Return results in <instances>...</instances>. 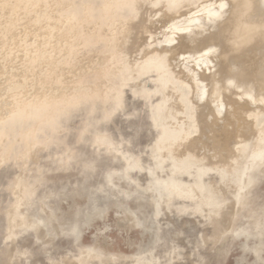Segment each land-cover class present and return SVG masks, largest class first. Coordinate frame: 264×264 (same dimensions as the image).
Listing matches in <instances>:
<instances>
[{"label":"rangeland","instance_id":"374dc122","mask_svg":"<svg viewBox=\"0 0 264 264\" xmlns=\"http://www.w3.org/2000/svg\"><path fill=\"white\" fill-rule=\"evenodd\" d=\"M153 1L0 0V264H264V18L228 44L209 22L235 0ZM231 99L261 117L207 153Z\"/></svg>","mask_w":264,"mask_h":264},{"label":"bare ground","instance_id":"6f19581e","mask_svg":"<svg viewBox=\"0 0 264 264\" xmlns=\"http://www.w3.org/2000/svg\"><path fill=\"white\" fill-rule=\"evenodd\" d=\"M152 1V0H151ZM155 1V0H154ZM154 1L152 2V4L154 3ZM164 1L165 0H163V4H164ZM182 1H184L185 2V0H181V2ZM187 1V0H186ZM191 1V0H190ZM195 1H197V0H195ZM194 1V2H195ZM140 2V1H139ZM159 2L160 1H158L157 0V2H156V4H159ZM170 2H172L173 3V1L171 0H169V4H170V8L172 7V6H175L174 4H172L171 5V3ZM181 2H179L180 4H181ZM192 2H193V0H192ZM166 3H167V0H166ZM132 4V3H131ZM141 4V3H140ZM155 4V3H154ZM176 4H178L177 3V0H176ZM185 4V3H184ZM183 4V5H184ZM189 4V3H188ZM191 4V3H190ZM133 5H134V3H133ZM136 5V4H135ZM139 5V4H138ZM148 5V4H147ZM168 4H166L165 6H167ZM164 6V5H163ZM164 6V7H165ZM139 7V6H138ZM143 7H145V5L143 6ZM166 8H169V6L168 7H166ZM169 8V10H171ZM173 8V7H172ZM177 8V7H176ZM156 9V8H155ZM175 10V9H174ZM214 13H215V15L219 18V17H221V18H219L218 20H217V22H214V23H212V22H209V24H210V27L211 28H216V30H215V32H214V38H216L217 40H216V42H223V41H227V43L229 44V41H231L232 43H235V44H239L240 45V43H243V42H248L249 40H251L252 39V37L253 36H251V31L253 30L252 29V23H254V24H256L255 22H254V20L255 19H257V18H259V17H263L264 18V0H235V1H232V5H231V7H230V9L227 11V12H223L221 9H215L214 10ZM222 15V16H221ZM170 17V16H169ZM198 21V20H197ZM199 23H200V21H199ZM251 23V24H250ZM148 26V25H147ZM262 26H264V24H262ZM132 27V26H131ZM204 29V28H203ZM250 32V33H249ZM184 33V32H183ZM134 35V34H133ZM201 34H200V32L198 33V34H194V33H192V34H189V36H187V37H184V38H189L188 40H189V42L188 43H186V46H187V48L188 47H190V48H194V46H195V48H196V44H194L195 43V41H196V43H197V40H199L198 39V37L200 36ZM183 37V36H182ZM129 38V37H128ZM131 38V37H130ZM133 39V38H132ZM154 39V38H153ZM156 39V38H155ZM146 42V41H145ZM184 42V41H183ZM194 42V43H193ZM178 43V42H177ZM194 44V45H193ZM198 45V44H197ZM249 45V43L247 44V46ZM185 46V47H186ZM209 46H211V45H209ZM250 46V47H249ZM248 47H249V49H250V51H253L256 47H257V45H255V43H254V45L252 44V45H249ZM160 47V46H159ZM173 47V46H172ZM178 47V46H177ZM180 47V46H179ZM208 47V46H207ZM263 47H264V45H263ZM140 48V47H139ZM181 48H183L182 47V45H181ZM195 48H194V50H195ZM205 48V47H204ZM215 47H213V49H214ZM261 48H262V46H261ZM212 49V50H213ZM247 49V48H246ZM259 49V48H258ZM258 49H256V52H257V50ZM157 51L158 49H154V51ZM181 49H179L178 51H180ZM193 49H191V51H189V54L188 55H184L183 56V58H182V61L184 62V63H189L190 62V60L192 59V58H194V57H196V58H198V60L197 59H195V61L197 60V61H199L200 60V58H203V56L204 57H206V55H207V53L208 52H204V53H200V55H197L196 53V51H194ZM262 50V49H261ZM153 51V50H152ZM152 51H150V52H152ZM163 51H165V52H162V54L163 53H166V49L165 50H163ZM168 51V50H167ZM185 51H187V50H185ZM125 52V51H124ZM129 52V51H128ZM161 52V51H160ZM159 52V53H160ZM182 52V51H181ZM201 52V51H200ZM212 52V51H211ZM256 52H255V54H256ZM253 53V52H252ZM258 53H260V52H258ZM262 53V52H261ZM131 54V53H130ZM144 54H146V56H147V54L148 53H144ZM161 54V53H160ZM168 54V53H167ZM236 54V53H235ZM133 55V54H132ZM131 56V55H130ZM144 56V55H143ZM152 56V55H151ZM159 56H161V55H159ZM211 55L209 54V56L208 57H210ZM252 56H254V54L252 55ZM256 56H257V54H256ZM260 56V55H259ZM259 56H257V58L259 57ZM261 56H264V52H263V55H261ZM140 58H141V56H139ZM163 57L164 56H162V59H163ZM251 57V56H250ZM255 57V56H254ZM253 57V58H254ZM122 58V57H121ZM165 58H166V55H165ZM173 58V57H172ZM212 58V57H211ZM214 58H216V57H214ZM239 57H237V59H238ZM252 58V57H251ZM257 58H255L257 61H258V59ZM123 59V58H122ZM122 59H120V60H122ZM144 59H148V57H145L144 56ZM144 59H143V61H144ZM149 59L151 60L152 58H150L149 57ZM193 59V60H194ZM208 58L206 57V60H207ZM244 59H249V58H244ZM255 59H250V60H255ZM262 59V58H261ZM154 60V59H153ZM167 60V59H166ZM169 60V59H168ZM193 60H191V61H193ZM260 60V59H259ZM188 61V62H187ZM210 61V60H209ZM234 61H237L236 59L234 60ZM150 62V61H149ZM164 62V61H163ZM169 62V61H168ZM122 63V62H121ZM123 63H124V60H123ZM126 63V62H125ZM124 63V64H125ZM144 64H148L149 65V63H148V61L145 63V61L143 62ZM150 63H152V62H150ZM166 63V62H165ZM205 63V62H204ZM206 63H208L207 61H206ZM252 63V62H251ZM124 64L123 65H121L122 67H125L124 66ZM127 64V63H126ZM125 64V65H126ZM139 64H141V63H139ZM143 64V67L145 66ZM157 65H158V63H156ZM176 64V63H175ZM119 65V64H118ZM159 65H161V64H159ZM167 66H168V64H166ZM170 65V64H169ZM236 65V66H235ZM235 65H232L230 68H228V77H229V79H227V80H231V79H233V74H234V77H235V74L237 73V72H239L240 71V69H242V67H241V64L239 63V67H238V64L237 63H235ZM243 65V64H242ZM120 66V65H119ZM177 66V65H176ZM207 66V65H206ZM244 66V65H243ZM128 66H126L125 68H127ZM208 67V66H207ZM163 68V67H162ZM180 68V67H179ZM158 69H160V68H158ZM169 69H171L172 70V68H169ZM181 69V68H180ZM204 69V68H203ZM264 69V68H263ZM151 70H152V68H151ZM205 70V69H204ZM244 70V69H243ZM248 70H250V69H246V71H248ZM120 71V70H119ZM173 71V70H172ZM179 71V70H178ZM196 71V70H195ZM229 71H234V73L233 74H230L229 75ZM168 72H170V71H168ZM175 72V71H174ZM182 71L180 70V73H181ZM242 72V71H241ZM250 72H251V70H250ZM146 73H148V72H146ZM164 73H166V72H164ZM179 73V74H180ZM197 75H196V73L194 74V75H196V76H194L193 77V79H192V82H195V85H194V87L197 89V86L199 87V88H201L203 85H202V83L201 82H204V85L206 84L207 85V90H208V92H209V96H211L212 94H211V92L213 91V89L217 86V83L216 82H218V81H216V77L215 76H213L212 74H206V73H204L203 71L202 72H199V71H197ZM246 73V72H245ZM174 74H176L177 75V72L176 73H174ZM178 74V75H179ZM187 74V73H186ZM241 74H243V73H241ZM253 74V73H252ZM251 74V75H252ZM161 77L163 78V74L161 73ZM166 75V76H165ZM164 76H165V78L167 77V78H169L168 77V74H165ZM170 75H172V74H170ZM239 75V74H238ZM182 76H184V75H182ZM227 77V78H228ZM246 77V76H245ZM244 77V78H245ZM180 78H182V79H185V77L183 78V77H180ZM243 78V77H242ZM249 78H251V77H249ZM170 79H171V77H170ZM188 80V79H187ZM200 81V83H198L199 81ZM234 80H236V79H234ZM240 80V79H239ZM163 81H165V79L163 78ZM168 81V80H167ZM174 80H171V82H173ZM184 81H186V80H184ZM188 81H190V80H188ZM243 81H245V79L243 80ZM166 82V81H165ZM225 82V81H224ZM241 82V81H240ZM246 82H249L248 80L246 81ZM174 83V82H173ZM172 83V84H173ZM188 83H190V82H188ZM235 83V82H234ZM238 83V82H237ZM245 83V82H244ZM165 85V84H164ZM163 85V86H164ZM167 85H169L168 83H167ZM176 84H174V86H175ZM205 85V86H206ZM234 85V84H233ZM232 85V86H233ZM189 86H191L190 84H189ZM204 86V87H205ZM225 86V85H224ZM238 86V85H237ZM236 86V87H237ZM176 87V86H175ZM235 87V86H234ZM239 87H240V85H239ZM176 89V88H175ZM242 89H244V91L246 90V91H248L249 92V90H250V92H252V95H255V94H257L256 92H255V94H253V92L254 91H252V88H242ZM193 89H191L190 88V93L191 92H193L192 91ZM201 90V89H200ZM233 90V89H232ZM198 91H199V89H198ZM204 91V90H203ZM221 91V90H220ZM243 91V90H242ZM222 92V91H221ZM197 93V92H196ZM195 93V94H196ZM200 92H198L197 94H199ZM239 93V92H238ZM237 93V94H238ZM211 94V95H210ZM236 94V93H235ZM241 93H239V95H240ZM222 95V94H221ZM251 95V96H252ZM206 96V95H205ZM208 96V97H209ZM212 96H214V95H212ZM231 96H233V95H231ZM230 96V97H231ZM257 97H258V94L256 95ZM255 96V98H257ZM197 97V96H196ZM207 97V98H208ZM234 97V96H233ZM241 97H243V96H241ZM167 98V97H166ZM165 98V99H166ZM205 98V97H204ZM245 98V97H244ZM214 99V98H213ZM212 99V100H213ZM218 99V98H217ZM254 99V98H253ZM191 100V99H190ZM207 100V99H206ZM205 100V101H206ZM250 100V99H249ZM247 101V102H249V104H250V101ZM168 102V99H166L162 104H164L165 102ZM224 101V100H223ZM231 101H232V99H231ZM234 101V100H233ZM232 101V102H233ZM246 101H244V103H243V105H241L242 103H237V105L235 104V105H233L232 106V104L230 105H227V107L225 108V110H224V112H222V114H223V116H219L220 114H216V111H215V114H214V110L210 107L209 108V106H208V108L206 107V109L204 110L203 109V112L201 113L202 114V116L203 117H201V118H204V124H205V126H206V129H205V131L204 132H201L202 133V135L200 136L201 138H202V140H200L199 141V143L197 144V143H193V144H196V146H198L199 145V147H202L203 149H205L206 150V152L207 153H209V150H210V148H211V151H210V153H212V154H215V149H217L218 151H220L221 150V153H226V151H227V146H228V144H229V142L227 141L228 140V137H229V134H228V131H230L229 129H228V127H230V126H232V129H236L237 128V130H241V132H242V135L243 134H246V133H248V131L250 132L251 131V129H253L252 127H254V123H255V121L257 120V118L258 117H261V113H260V115H257V116H255L254 115V113H255V110H256V108H250L249 106L251 105H249V104H247L246 103ZM254 101H257L258 103H261L262 104V101H263V98H260V99H257V100H253L251 103L253 104V102ZM230 102V101H229ZM190 103H191V101H190ZM255 104H256V102H254ZM258 103H257V105H258ZM222 104V103H221ZM240 104V105H239ZM261 104H259V105H261ZM263 104H264V101H263ZM262 104V105H263ZM166 105H168L167 103H166ZM192 105V104H191ZM244 105H246V106H244ZM247 105H249L248 107H247ZM256 105V106H257ZM261 105V106H262ZM164 106V109H165V105H163ZM178 106V105H177ZM181 106H183V105H181ZM180 106V107H181ZM222 106V105H221ZM252 106V105H251ZM254 106V105H253ZM261 106H259V107H261ZM180 107L178 108V109H180ZM191 107H193V108H195L194 107V105H192ZM213 107V106H212ZM258 107V106H257ZM264 107V106H263ZM167 108V107H166ZM221 108V107H220ZM232 108H234V109H232ZM170 109H172V108H170ZM183 109V108H182ZM181 109V110H182ZM195 109H197V108H195ZM169 112H170V110H168ZM198 111V110H197ZM263 111V108L261 107V111L260 112H262ZM163 112V111H162ZM184 112V111H183ZM256 112H257V110H256ZM162 114V113H161ZM207 115L209 116V117H207ZM155 116V115H154ZM194 116H195V113H194ZM194 116H190V118H194ZM198 116H200L199 114H198ZM196 117V116H195ZM207 117V118H206ZM179 118V117H178ZM200 118V117H199ZM198 118V119H199ZM160 119V118H159ZM181 119H183V118H181ZM191 119V121H193V122H196L195 120L196 119H193L192 120ZM248 119V120H247ZM185 120V119H184ZM186 120H188L189 121V119L188 118H186ZM163 121V120H162ZM180 121V120H179ZM202 121V120H201ZM181 122H184V121H181ZM187 122V121H186ZM159 123V122H158ZM188 124H189V122H187ZM187 123H184V124H187ZM198 123V122H197ZM197 123H194V124H197ZM164 125H165V123H163ZM183 124V125H184ZM194 124L193 123H190V125L189 126H187V125H184L185 127H188L187 128V130L185 131V132H187V133H191L192 131H194L193 130V126H194ZM163 126V125H162ZM196 126V125H195ZM234 126V127H233ZM197 127V126H196ZM196 127H195V129H196ZM200 129V128H199ZM164 130H165V128H164ZM184 130H185V128H184ZM207 130H209L210 132H212V133H214L215 131V133L214 134H217L218 133V135L221 137H219V138H214L213 136H214V134H212L213 136L211 137V138H209L208 137V135H207ZM234 131V130H233ZM165 132V131H164ZM198 132V131H197ZM166 133V132H165ZM200 134V133H199ZM198 134V135H199ZM249 134V133H248ZM217 135V136H218ZM263 135V134H262ZM163 136V135H162ZM216 136V135H215ZM264 136H262V138H263ZM163 138V137H162ZM178 138V137H177ZM225 138V140H222V139H224ZM220 139H221V142H220ZM243 139V138H242ZM246 139V138H245ZM197 141V139H193V142L194 141ZM220 143H222V144H220ZM198 147V148H199ZM221 153H219V154H221ZM239 155V154H238ZM218 156V155H217ZM223 155H221V157H222ZM224 157V156H223ZM178 158V157H177ZM204 158H205V156H204ZM216 158V157H215ZM215 158H213L214 160H215ZM218 158V157H217ZM216 158V159H217ZM225 158V157H224ZM221 158H220V156H219V160H220ZM237 159V158H236ZM218 160V161H219ZM232 160V159H231ZM241 160H243V159H241ZM222 161V160H221ZM240 162V161H239ZM238 162V163H239ZM186 164H188V163H186ZM185 164V165H186ZM202 164V163H201ZM236 165V166H235ZM235 165L233 166V169H232V171L230 172V173H233L232 174V176H234L236 179L238 178L237 177V175H241V172L238 174L237 172H239V170H238V168H239V166H241V165H243V164H241V165H237L236 163H235ZM184 166V165H183ZM188 167V166H187ZM243 167V166H242ZM237 173V174H236Z\"/></svg>","mask_w":264,"mask_h":264}]
</instances>
